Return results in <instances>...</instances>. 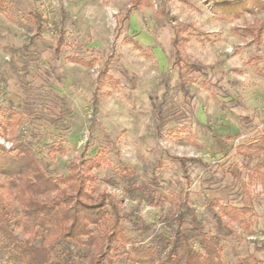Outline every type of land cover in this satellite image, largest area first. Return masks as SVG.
Returning a JSON list of instances; mask_svg holds the SVG:
<instances>
[{"label":"rangeland","instance_id":"rangeland-1","mask_svg":"<svg viewBox=\"0 0 264 264\" xmlns=\"http://www.w3.org/2000/svg\"><path fill=\"white\" fill-rule=\"evenodd\" d=\"M228 1L0 0V143L13 152L30 148L54 178L92 159L87 199L113 195L129 216L122 225L132 244L170 245L171 215L186 201L203 230L218 236L224 263L264 264V189L256 168L264 155L251 147L264 133V9L215 16L212 6ZM33 11L44 20L39 32ZM247 25H260L259 40L241 31ZM59 27L64 38L56 52ZM175 32L183 62L206 65L201 72L181 67L187 93L173 61ZM104 64L112 78L99 81ZM174 155L201 162L187 161L183 172ZM66 186L61 181L42 197ZM0 192L18 213L15 197ZM209 202L216 210H252L237 221L223 217L218 227ZM68 249L76 261L94 252ZM116 264H124L123 255Z\"/></svg>","mask_w":264,"mask_h":264},{"label":"trees","instance_id":"trees-1","mask_svg":"<svg viewBox=\"0 0 264 264\" xmlns=\"http://www.w3.org/2000/svg\"><path fill=\"white\" fill-rule=\"evenodd\" d=\"M140 1L132 0L131 5L136 6ZM256 9H264V1L231 0L212 6L215 16L223 19ZM60 12L63 18L65 10L60 9ZM32 16L36 31L39 32L44 20L36 11L32 12ZM260 28V25H247L241 31L259 40ZM59 31L56 52L64 38L61 27ZM180 39L179 33L175 32L171 41L174 48L173 61L178 66L179 88L187 93L181 67L184 66L188 72H201L206 65L183 62L179 52ZM70 59L89 65L88 61L77 55ZM107 72L108 67L104 64L97 79H111ZM93 102L94 105L97 103L96 90ZM157 113L161 118L162 111L159 109ZM157 127L160 128V124ZM251 147L258 154L264 155V133L251 143ZM173 158L180 163L183 172H186L187 161L201 162L193 157L174 155ZM92 163V159H84L81 161V171L77 164H72L64 178H54L46 174L30 148L23 146L13 152L5 150L0 143V175L3 178L0 187L13 195L20 207V211L14 213L8 197L0 192V261L9 264H116L118 257L123 255L124 264H230L224 263L221 257L218 236L203 230L194 210L186 201L178 205V209L171 215L176 229L170 245L132 244L122 225V220L129 216L121 211L117 199L107 193H100L94 202L87 199L86 184L92 180L89 173ZM256 168L264 189V157L256 163ZM61 181L67 183V189H62L60 195L42 197L58 189ZM207 209L218 227H223V217L237 221L252 210L251 206L232 204H220L216 210L212 202L207 204ZM102 224L107 225L105 231L99 229ZM91 226L98 229L94 230ZM16 231L27 237L20 238ZM194 240L198 243V249L193 245ZM70 244L83 251L94 246V252L81 255L86 260L81 258L76 261L68 249ZM127 244L131 245L127 247Z\"/></svg>","mask_w":264,"mask_h":264}]
</instances>
